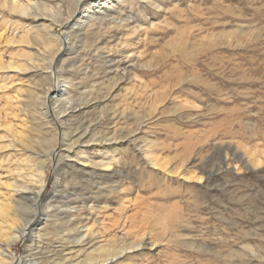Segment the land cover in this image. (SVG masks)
<instances>
[{
  "label": "rangeland",
  "instance_id": "374dc122",
  "mask_svg": "<svg viewBox=\"0 0 264 264\" xmlns=\"http://www.w3.org/2000/svg\"><path fill=\"white\" fill-rule=\"evenodd\" d=\"M47 2L0 0V261L2 251L39 261L57 251L93 264L95 246L140 234L155 244L109 264H264V0H126L91 13L51 78L71 70L60 128L71 141L88 129L70 151L40 102L58 46L46 52L43 40L68 42L77 14L52 32L31 16H56L58 1ZM40 175V208L51 206L34 231L43 236L14 241L36 215L24 200L15 216L16 189ZM68 211L80 232L98 233L94 246L55 232Z\"/></svg>",
  "mask_w": 264,
  "mask_h": 264
},
{
  "label": "bare ground",
  "instance_id": "6f19581e",
  "mask_svg": "<svg viewBox=\"0 0 264 264\" xmlns=\"http://www.w3.org/2000/svg\"><path fill=\"white\" fill-rule=\"evenodd\" d=\"M47 1L48 0H45L44 4L49 3ZM55 1H58V3L56 4V8H57L56 16H54L52 14H51L52 16H49V14H47L48 17L44 18V16L42 14L36 12V10H34V12L31 16L36 22L37 21L43 22V24L46 25V28L53 32L56 30V28L62 29L64 27H67L69 20L71 18L73 19L75 14H77V16L72 21V22L75 21V23L74 24L71 23L69 25V28L71 30H73V32L69 33L70 38H69L68 42H66V40L60 39V37L57 35H56L55 39H51L50 37L49 38L46 37V40L45 39L43 40V43L45 44L44 50L46 52H49V51L55 49V47L57 45L58 46L54 52V55L50 58V60L48 62L44 61L45 67H44L43 73H46L45 77L48 80L49 85H48V87L44 88V91L42 92V97L40 96L42 98V100L40 102H42L43 113L45 114V116H47V118H50L51 121H53V124L55 125V128H57V130L59 128V136H60L59 142L61 143V146H67V150L70 151L73 149V147L75 145L83 146V144H86V142H89V140L80 141L82 138H84L85 136L88 135V129L83 131V132L79 131L81 134H80V136H78V139L71 141V139H72L71 132L69 133L66 128H63V127L60 128V125L58 124L59 118L62 117V115L67 114L66 112H67L68 108H66V106L69 103V100L71 98L70 97V90L68 89L67 86H65V84L69 85L71 83V80L67 76L71 70H67L65 67H63V68L60 67V71H59L60 73L57 74L58 83L52 84L51 78H52V72L54 69V65L56 63H58V61L59 62L61 61V63H65L68 61V60L66 61V59H59L58 55L63 50L64 46H68V47L70 46V48L73 47L72 46L73 42L71 40L72 37L75 39H78L81 36L82 33L80 31H76L75 26L77 24L83 22V20L86 17L93 16V15H90L91 13L97 14L99 11H104V12L112 11V10H114V7L117 8V6L119 5L118 4L119 2H122V1L126 2V0H55ZM132 1H134V0H132ZM140 1L147 2V1H151V0H140ZM42 4L43 3H41V5ZM77 29H81L80 25L78 26ZM90 33L93 34L92 31ZM85 35H86V33H85ZM88 35H89V33H88ZM45 71H47V72H45ZM56 92H58V94H56ZM52 95H53V97H52ZM71 110H72L71 116H73V109H71ZM70 114L71 113H68L67 115H70ZM60 129L62 130V132L60 131ZM106 137L97 139L98 145L100 147L105 146L106 143L108 142L110 137L109 138H106ZM69 141H71V142L69 143ZM58 153H60V152L58 151V146H56L54 148V150L49 153V158H50V155H54L57 158ZM62 159H63L62 157H58L57 161L59 162ZM155 161H157V160H155ZM243 161H244V159H243ZM244 162L247 163V167H248V165H250L249 164L250 159H246V161H244ZM152 163L156 167L157 162H152ZM251 164H254V167H259L260 165H262L261 163H257L256 161L255 162L251 161ZM235 169H237V168L235 167ZM176 172H177V170H176ZM42 174H43V172H42ZM197 178L202 179V176H198ZM26 185H28V184L26 183ZM21 186L22 187H18L16 189V191L19 192L20 197L15 201V206H16V208L14 209L15 216H16V214H21V210L23 209L24 206H26L25 204H24V206L22 205L23 202H25L24 200H26V202L30 201L29 204H31V206L33 207V210H34L36 215H34V217H32V218L25 220L23 222V226L19 227L20 228L19 229L20 231H18L19 233H17V235H15L11 238H12V240L15 241L16 239L19 240V238H21V237H25L27 235H30L29 240H30V242L33 243L36 240H40L41 239L40 237L43 236V234L41 232H39V233H37L38 235L36 236L37 237L36 238L34 231L36 230L37 225L42 223L43 218H45V216L49 215V208L51 207L50 204H48V205L45 204L46 205L45 207L40 208V196H41L43 189L45 187V177H44V175H40L38 178L37 186H35L33 188L26 187V186H24V184ZM15 188H16V186H15ZM31 206H29L30 209H31ZM2 210H4V209L2 208ZM3 213L4 212L2 211V214ZM0 215H1V213H0ZM6 215H8V214H6ZM64 219H65V217H64ZM80 222H81V219H80L79 215L72 214L70 211H68V212H66V220H64L60 223H54V230H55V232L57 230H64L65 231V233L63 234L64 236L62 238V240H64V241L69 240V238H65V236H67V235L70 236L74 232L76 234H79L78 236H75L71 241L69 240L71 242L69 245L72 244L73 247H79L78 250L85 251V250H87V248L95 245L94 243H95V241H97L99 235H97L98 233L96 234L94 231H91L90 228L87 229V230H90V232L89 231L88 232H80V225H79ZM71 223L75 224L74 227L70 226ZM17 224H19V223H17ZM45 226H47V225H45ZM45 228H43V229H45ZM40 233L42 235H40ZM52 233H54V231ZM139 235H137L138 236L137 239L135 238V240H132V241H128L127 240L128 237H126V235L125 236L121 235L122 237L121 236L116 237L117 241L113 238H112V240L108 239L104 244H101V245L99 244V245L95 246V248H93L89 252V254H88L89 260L91 262H94L93 264H106V263L109 264V262H111L113 259H115L117 257H120L127 250H130V251L136 250L138 248H144V247H148L149 245L155 244V243L147 242V240L144 237H141ZM62 245L64 246V244H62ZM65 246H67V245H65ZM2 252H3V256H2V261H0V264H84V263H81L79 260H78L79 262H77V263H70V258H63L62 257L61 260H56V256L58 254H60L57 251L52 252L53 255H55V256H53V255H52V257L48 256V258L45 256V258H43V259H46V260H43V261H39V258H34L33 254H31L29 252L24 257H19V258L14 257L15 255H12V254L7 256L6 254H4V251H2ZM77 255H78V253H77ZM40 260H42V259H40Z\"/></svg>",
  "mask_w": 264,
  "mask_h": 264
}]
</instances>
